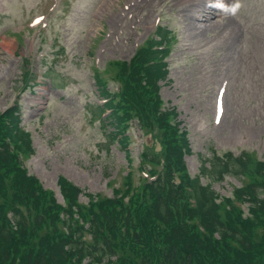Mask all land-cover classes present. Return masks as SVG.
<instances>
[{
  "label": "rangeland",
  "instance_id": "rangeland-1",
  "mask_svg": "<svg viewBox=\"0 0 264 264\" xmlns=\"http://www.w3.org/2000/svg\"><path fill=\"white\" fill-rule=\"evenodd\" d=\"M159 27L169 31L162 109L187 133L191 176L225 152L264 160V0H0V112L19 107L34 150L24 166L59 203V177L96 198L122 190L129 170L141 175L150 136L130 124L128 163L101 126L94 76L116 93L113 62L129 60ZM25 67L36 71L26 89ZM152 136L161 142L158 129ZM245 182L229 175L212 188L227 197Z\"/></svg>",
  "mask_w": 264,
  "mask_h": 264
},
{
  "label": "trees",
  "instance_id": "trees-1",
  "mask_svg": "<svg viewBox=\"0 0 264 264\" xmlns=\"http://www.w3.org/2000/svg\"><path fill=\"white\" fill-rule=\"evenodd\" d=\"M168 33L157 29L158 39L113 62L116 93L94 76L101 126L128 163L130 124L150 136L139 155L141 175L135 181L129 170L110 197L94 198L59 177V203L24 166L34 150L19 107L0 112V264H264V160L225 152L191 176L187 133L171 123L176 112L162 109L159 95L169 54L161 36ZM22 76L29 88L34 71L25 67ZM229 175L246 182L223 197L212 184Z\"/></svg>",
  "mask_w": 264,
  "mask_h": 264
}]
</instances>
